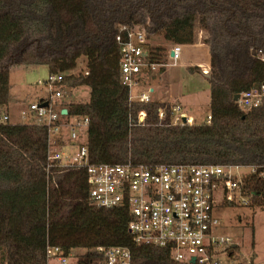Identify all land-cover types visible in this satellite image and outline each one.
<instances>
[{"label": "trees", "instance_id": "trees-1", "mask_svg": "<svg viewBox=\"0 0 264 264\" xmlns=\"http://www.w3.org/2000/svg\"><path fill=\"white\" fill-rule=\"evenodd\" d=\"M2 3L0 264H46V244L59 247L64 256L85 251L75 264H97L99 257L92 252L97 247L127 248L133 264H178L167 250L134 244L127 210L92 206L83 170L46 169L45 128L1 121L8 116L9 70L44 67L47 74H69L83 59L82 68L58 88L67 96L86 87L87 101L61 100L55 107L68 118L89 119L85 145L91 163L262 165L264 108L243 113L233 97L264 83V63L255 53L264 47V0H24L10 10ZM97 11L102 19L95 24ZM196 23L210 42V125L157 126V110L166 105L129 101L113 37L121 25L147 27L144 62L165 64L167 52L152 45L153 38L192 45ZM30 41L48 51L25 47ZM154 78H139L140 85ZM140 112L146 113L143 123H138ZM235 249L230 248L231 257Z\"/></svg>", "mask_w": 264, "mask_h": 264}, {"label": "built area", "instance_id": "built-area-1", "mask_svg": "<svg viewBox=\"0 0 264 264\" xmlns=\"http://www.w3.org/2000/svg\"><path fill=\"white\" fill-rule=\"evenodd\" d=\"M148 30L145 26L130 29L121 25L113 37L119 45L121 85L128 90L129 101L143 104L153 102L150 95L154 92L150 85H140L139 78L176 66L182 55V45H171L165 64L144 62ZM255 53L264 63V47L255 49ZM198 70L210 78L209 66L199 65ZM66 76L48 74L39 80L37 85L47 90V97L20 114L24 121L31 118L28 124L46 130V169L83 170L91 205L103 210H127V231L136 245L167 250L178 264H222L221 254L231 258L229 252L233 247L217 234L216 200L220 196L223 204L229 206L234 197L242 206L264 202V164L91 163L85 142L78 141L79 132H86L89 119L68 118L55 107L65 97L58 85ZM42 103L46 107H40ZM235 104L243 113L264 108V83L238 94ZM145 118L146 113L140 112L138 123ZM8 120V116L1 118L2 122ZM210 122L208 115L205 124ZM156 123L165 127L185 126L192 125V120L180 105L174 104L157 110ZM92 252L99 257L97 264H133L127 248L97 247ZM44 257L46 264H75L70 254L64 256L59 247L49 244L45 246Z\"/></svg>", "mask_w": 264, "mask_h": 264}, {"label": "rangeland", "instance_id": "rangeland-1", "mask_svg": "<svg viewBox=\"0 0 264 264\" xmlns=\"http://www.w3.org/2000/svg\"><path fill=\"white\" fill-rule=\"evenodd\" d=\"M2 8L10 10L11 7H17L18 4H23L24 0H2ZM154 5L152 4V8ZM161 14H164V10L160 9ZM94 23L101 21L102 16L100 12H95ZM150 19V18H149ZM151 22V21H150ZM153 22H151L152 26ZM195 39L194 43H201V46L196 48H187L190 52L189 59L192 63H201L206 65L209 62V38L199 28V23L195 24ZM152 45H159L169 51L171 45L163 42L161 38H153ZM30 44L36 46L37 50L42 52L48 51V48L41 46L42 43L36 41L28 43L25 47ZM187 57V56H186ZM185 56L181 57L177 63L176 69L168 67V72H179L189 68L190 81H183L178 77L176 83L173 86V93H176L178 101L172 96L168 98L169 90L162 86V80H164L163 74L155 75L150 86H160L150 95L152 101L161 100L164 105H173L174 103L180 105L182 112L187 117L191 118L192 125L201 126L206 122L209 113V97L207 81L196 73V69L189 66V60ZM181 64H186L183 68ZM209 65V63H208ZM83 66V59H79L77 67L74 71L69 74H76ZM182 69V70H180ZM47 70L44 67H37L34 69H25L22 66H11L9 70V98L7 110L9 112L8 123L11 125L15 124H28L32 120H22L20 117L21 112H25L29 105L37 103L39 99H45L48 95L47 90L43 86H38L39 80H44L47 77ZM147 88L142 89L146 91ZM156 92V93H155ZM183 95H181V94ZM174 95V94H172ZM89 97V89L86 87L77 88L71 91L70 94L63 98V102H81L84 103ZM169 101V102H167ZM86 135L83 132H79L80 143H84ZM66 147H63L65 150ZM233 204L231 206L223 204V199L219 196L216 200L218 209L215 212V218L217 220V234L218 237H222L229 241L228 246L237 248L233 257L228 258L226 255H220L219 261L222 264H264V206L250 205L242 206L238 203L237 198H233ZM85 254L83 250H73L70 255L74 261L77 256Z\"/></svg>", "mask_w": 264, "mask_h": 264}, {"label": "crops", "instance_id": "crops-1", "mask_svg": "<svg viewBox=\"0 0 264 264\" xmlns=\"http://www.w3.org/2000/svg\"><path fill=\"white\" fill-rule=\"evenodd\" d=\"M201 46V43H193L192 45H186V46H182V55H181V57H186L187 59L185 60V62L187 63V60H189V66L188 67H193V68H195L196 70V73L198 74V75H200L203 79H205L206 81H207V88H208V92H209V78H206L205 76H203L202 74H200V72H199V70H198V66L199 65H201V66H209L208 65V63L206 64V65H203V64H201V63H192V61L189 59V54H190V52L187 50V48H197L198 47V49H199V47ZM186 64H181V67L183 68L184 66H185ZM171 69H176L177 68V65L176 66H173V67H170ZM185 68V67H184ZM46 69V68H45ZM180 70H182V69H180ZM185 72H183L182 73V71H179L178 73L177 72H168V73H166V70L164 71V73H163V75L162 76H164V80H162V86L163 87H165L167 90H169V93L167 94L168 95V98L170 99V98H172V96L178 101V103H179V100H178V98H177V95H176V93H173V86H174V83H176V78L178 79V77L180 78V79H182L184 82L185 81H188L191 77V75H189L190 73L188 72L189 71V68H188V71H187V68L184 70ZM190 81V80H189ZM188 81V82H189ZM158 87H160V86H150V90H153V92L156 90V89H158ZM156 93V92H155ZM172 94H174V95H172ZM181 94V93H180ZM182 95V94H181ZM208 95H209V93H208ZM183 96V95H182ZM209 97V96H208ZM40 100V99H39ZM157 102H159V103H163V101H161V100H156ZM167 102H169V101H167ZM8 119H9V112H8Z\"/></svg>", "mask_w": 264, "mask_h": 264}, {"label": "water", "instance_id": "water-1", "mask_svg": "<svg viewBox=\"0 0 264 264\" xmlns=\"http://www.w3.org/2000/svg\"><path fill=\"white\" fill-rule=\"evenodd\" d=\"M170 56H171V54H170ZM203 76H204V75H203ZM205 77H206V76H205ZM206 78H209V77H206ZM237 99H238V95H236V96L233 97V101H234V102H235ZM46 105H47L46 103H42V104H40L39 106H40V107H46ZM61 114H62V115H65V114H66V111H65V110H62V111H61ZM192 262H193V261H192Z\"/></svg>", "mask_w": 264, "mask_h": 264}, {"label": "flooded vegetation", "instance_id": "flooded-vegetation-1", "mask_svg": "<svg viewBox=\"0 0 264 264\" xmlns=\"http://www.w3.org/2000/svg\"><path fill=\"white\" fill-rule=\"evenodd\" d=\"M236 249H237V248H236ZM236 249L233 251V254L237 251Z\"/></svg>", "mask_w": 264, "mask_h": 264}]
</instances>
